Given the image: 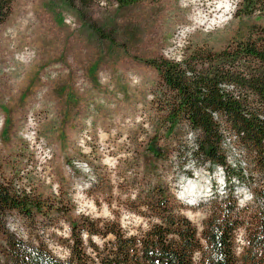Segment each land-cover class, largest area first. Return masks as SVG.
<instances>
[{"label":"rangeland","instance_id":"obj_1","mask_svg":"<svg viewBox=\"0 0 264 264\" xmlns=\"http://www.w3.org/2000/svg\"><path fill=\"white\" fill-rule=\"evenodd\" d=\"M128 1L13 0L0 22V180L48 206L32 218L4 213L0 264L5 231L66 259L73 220L116 221L129 233L145 229L155 221L146 202L158 198V184L198 234L211 201L225 199L230 188L243 215L264 207L256 199L264 173L248 152H226L232 166L246 157L234 180L190 155L192 130L161 136L163 158L147 150L161 116L155 105L161 79L144 61H180L196 46L220 48L251 22H264V14L236 17L240 0ZM190 181L205 191L185 194ZM74 236L88 243L86 235ZM245 244L239 228L237 255Z\"/></svg>","mask_w":264,"mask_h":264},{"label":"trees","instance_id":"obj_2","mask_svg":"<svg viewBox=\"0 0 264 264\" xmlns=\"http://www.w3.org/2000/svg\"><path fill=\"white\" fill-rule=\"evenodd\" d=\"M12 1L0 0V22L9 15ZM78 1L86 6L93 0ZM256 11L264 14V0H240L235 16L250 17ZM144 61L161 79L155 93L161 116L147 143L156 159L163 158L165 151L158 146L161 136L167 139L189 129L196 134L192 157L210 168L221 165L227 176L241 178V167L227 163L223 148L229 132L235 145L248 152L255 168L264 173V22H251L244 34L234 35L220 48L196 46L180 61L162 56ZM154 192L158 198L146 203L155 221L139 232L129 233L116 221L73 220L70 256L60 259L45 244L5 231L2 264H264V207L257 205L251 215H243L230 188L225 200L211 201L212 209L198 234L162 185H156ZM258 198L264 200V185ZM47 210L41 200L20 194L0 180V219L6 211L32 218ZM239 228L245 231L246 244L237 255ZM76 232L78 237L86 235L88 243L74 236ZM92 236L103 239L102 243H93Z\"/></svg>","mask_w":264,"mask_h":264},{"label":"built area","instance_id":"obj_3","mask_svg":"<svg viewBox=\"0 0 264 264\" xmlns=\"http://www.w3.org/2000/svg\"><path fill=\"white\" fill-rule=\"evenodd\" d=\"M229 147H231L232 149L236 150L237 151H241L242 154L244 153L242 150H240L234 143V135L232 133H229V132H225V136L223 138V148L225 149V151H229ZM227 149V150H226ZM240 161V167L243 168V166L246 164V157L243 155L242 156V159L239 160ZM217 168H223V174H226L225 173V169L223 166L221 165H217ZM233 177V179L235 180L237 177L236 176H231ZM208 190V189H207ZM209 191V190H208Z\"/></svg>","mask_w":264,"mask_h":264},{"label":"bare ground","instance_id":"obj_4","mask_svg":"<svg viewBox=\"0 0 264 264\" xmlns=\"http://www.w3.org/2000/svg\"><path fill=\"white\" fill-rule=\"evenodd\" d=\"M227 5L228 4H226V3H224L223 6L220 4L221 7H224L225 8V10H223V12H226L228 10ZM184 191H185V194L192 193V192H195V193H197V192L198 193H203L205 191V187L201 186V184L200 185L199 184L196 185L195 182L190 181L189 184H186V186L184 188ZM226 191L227 190L225 188V183H224L223 185L220 186V192H221V194L226 195Z\"/></svg>","mask_w":264,"mask_h":264}]
</instances>
